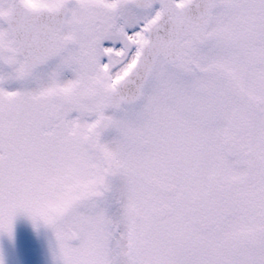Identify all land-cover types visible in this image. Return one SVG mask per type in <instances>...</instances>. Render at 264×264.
I'll list each match as a JSON object with an SVG mask.
<instances>
[{
    "label": "snow or ice",
    "instance_id": "1",
    "mask_svg": "<svg viewBox=\"0 0 264 264\" xmlns=\"http://www.w3.org/2000/svg\"><path fill=\"white\" fill-rule=\"evenodd\" d=\"M18 214L57 264H264V0H0Z\"/></svg>",
    "mask_w": 264,
    "mask_h": 264
},
{
    "label": "rangeland",
    "instance_id": "2",
    "mask_svg": "<svg viewBox=\"0 0 264 264\" xmlns=\"http://www.w3.org/2000/svg\"><path fill=\"white\" fill-rule=\"evenodd\" d=\"M52 242L54 244H56V240H55V236L54 235L52 237ZM37 245H38V243L36 241L31 242V241H29L27 239V253H28V256L31 255L29 251L33 252V251H35L37 249V247H36ZM0 251L4 252L2 247H0ZM31 258L33 259V256H31ZM11 260H12V257L11 256H7V260H4V262H6V264H10ZM39 264H43V263H40V261H39Z\"/></svg>",
    "mask_w": 264,
    "mask_h": 264
},
{
    "label": "clouds",
    "instance_id": "3",
    "mask_svg": "<svg viewBox=\"0 0 264 264\" xmlns=\"http://www.w3.org/2000/svg\"><path fill=\"white\" fill-rule=\"evenodd\" d=\"M28 3L34 8L39 7V0H28Z\"/></svg>",
    "mask_w": 264,
    "mask_h": 264
}]
</instances>
